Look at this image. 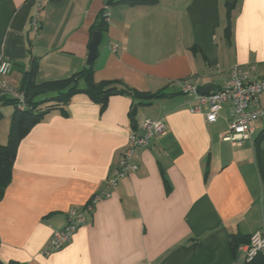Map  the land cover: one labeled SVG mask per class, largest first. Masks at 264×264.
<instances>
[{
    "label": "crops",
    "instance_id": "1",
    "mask_svg": "<svg viewBox=\"0 0 264 264\" xmlns=\"http://www.w3.org/2000/svg\"><path fill=\"white\" fill-rule=\"evenodd\" d=\"M122 1L0 0V55L13 63L11 86L22 87L33 60L37 84L83 71L92 33L107 7L110 22L94 78L142 93L162 92L138 107L136 119L140 132L146 119L166 125L164 135L135 150L138 170L108 188L130 146V110L139 100L112 96L101 110L88 94L78 93L64 111L43 117L19 143L12 181L0 201V260L247 264L244 245L233 250L230 239L264 228V183L255 145L264 118L255 123L251 140L233 143L225 139L229 105L209 124L203 114L191 112L197 101L180 84L217 89L236 65L255 79L264 76V0ZM36 14L38 34L30 20ZM258 106L264 109V95ZM7 114L11 122L14 113ZM8 131L0 143L7 142ZM95 195L100 200L70 242L50 249L70 210L81 211Z\"/></svg>",
    "mask_w": 264,
    "mask_h": 264
},
{
    "label": "built area",
    "instance_id": "2",
    "mask_svg": "<svg viewBox=\"0 0 264 264\" xmlns=\"http://www.w3.org/2000/svg\"><path fill=\"white\" fill-rule=\"evenodd\" d=\"M104 10L103 17L108 24L110 17L107 7ZM38 19V14L30 19L31 28L36 34L40 31ZM12 68V61L0 55V101L3 98L14 99L17 103L16 107L23 111L27 108L24 92L14 88L7 81ZM230 73V78L208 95L201 94L200 87L193 82H183L180 84V88L184 94L192 95L197 101L191 112L203 114L209 124L217 122L223 106L228 104L231 115L227 122L229 129L225 134V139L238 143L251 140L255 131V123L264 118V109L258 106L261 96L264 95V76L255 79L249 72L246 73L237 65L230 70ZM165 131L166 125L163 121L150 119H146L142 123L141 132L132 130L129 138L130 146L123 153L118 166L112 171V175L107 181V187L117 185L120 179L137 171L138 166L132 161L135 150L149 147L151 141L157 136L164 135ZM100 198V195L93 196L81 211L70 210L67 225L53 234L50 249L58 250L70 242L73 234L78 230V227L86 222L87 216L91 214L94 205ZM242 251L248 261L255 259V256L259 254L264 255V229L255 231L249 243L244 244Z\"/></svg>",
    "mask_w": 264,
    "mask_h": 264
},
{
    "label": "trees",
    "instance_id": "3",
    "mask_svg": "<svg viewBox=\"0 0 264 264\" xmlns=\"http://www.w3.org/2000/svg\"><path fill=\"white\" fill-rule=\"evenodd\" d=\"M54 2L62 0H51ZM121 3H128L130 5H155L158 0H123ZM230 11V7L228 8ZM105 10L100 14V22L96 26V30L101 33L107 31V24L105 22ZM230 15V13H229ZM229 24V21H228ZM230 30L228 25L227 32ZM94 64L87 66L83 71L74 74L72 77L63 80L48 81L37 84L36 78L38 75V63L36 60L32 61L30 69L23 76L21 91L26 96L27 108L19 110L16 106L17 103L14 99L3 98L0 101V108L2 105H14L15 112L11 117L8 140L6 143H0V201L4 196L6 188L12 181L14 164L16 161L19 143L30 132L34 126L40 123L48 113L53 110H63L70 99L78 93L88 94L95 103L101 106L104 110L112 96L116 95H131L136 98L138 103L132 105L130 110V122L132 130L139 129L136 119L138 107L140 105H147L151 100L159 98L164 94L158 92L156 94L142 93L138 90H133L122 86L118 81H101L97 82L94 78ZM42 95H45L42 97ZM39 96V97H38ZM3 119L2 112L0 111V121ZM260 137L255 141L258 148V158L262 171V180L264 183V145L259 144L264 141V129L260 133ZM264 229V228H263ZM251 236L234 234L230 239V246L233 250L238 247L249 243ZM0 264H19L17 261H10L4 263L0 260ZM247 264H264V255H257L255 259L248 261Z\"/></svg>",
    "mask_w": 264,
    "mask_h": 264
},
{
    "label": "water",
    "instance_id": "4",
    "mask_svg": "<svg viewBox=\"0 0 264 264\" xmlns=\"http://www.w3.org/2000/svg\"><path fill=\"white\" fill-rule=\"evenodd\" d=\"M101 39H102V33L98 30H95L92 33V38L89 44V56L87 59V66L93 65L95 60L97 59ZM212 91H214V87L211 86L199 88V92L203 95H208Z\"/></svg>",
    "mask_w": 264,
    "mask_h": 264
},
{
    "label": "rangeland",
    "instance_id": "5",
    "mask_svg": "<svg viewBox=\"0 0 264 264\" xmlns=\"http://www.w3.org/2000/svg\"><path fill=\"white\" fill-rule=\"evenodd\" d=\"M3 109V113H4V117L3 119L0 121V138L3 136V134L7 133L8 128H9V124H10V120L8 118V114L7 111H11L12 114L15 111V107L14 105H2L1 106ZM9 133V132H8Z\"/></svg>",
    "mask_w": 264,
    "mask_h": 264
}]
</instances>
